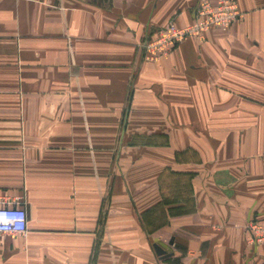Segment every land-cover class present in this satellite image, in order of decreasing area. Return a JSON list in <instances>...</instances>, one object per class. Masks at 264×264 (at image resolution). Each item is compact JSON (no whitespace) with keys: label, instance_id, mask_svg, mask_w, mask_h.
<instances>
[{"label":"crops","instance_id":"1","mask_svg":"<svg viewBox=\"0 0 264 264\" xmlns=\"http://www.w3.org/2000/svg\"><path fill=\"white\" fill-rule=\"evenodd\" d=\"M98 1L0 0V206L28 214L0 264H264V0L154 61L219 0Z\"/></svg>","mask_w":264,"mask_h":264},{"label":"built area","instance_id":"2","mask_svg":"<svg viewBox=\"0 0 264 264\" xmlns=\"http://www.w3.org/2000/svg\"><path fill=\"white\" fill-rule=\"evenodd\" d=\"M241 18L242 11L235 0H219L217 3L203 1L188 25L181 27L176 18L172 17L163 29L147 36L144 40L145 59L157 60L190 37L204 40L211 29H228ZM259 221L254 218L250 222V232L252 237H258L257 241H262L264 238L259 237L258 232L264 231V225ZM27 229L28 214L23 205L0 206V233H26Z\"/></svg>","mask_w":264,"mask_h":264},{"label":"rangeland","instance_id":"3","mask_svg":"<svg viewBox=\"0 0 264 264\" xmlns=\"http://www.w3.org/2000/svg\"><path fill=\"white\" fill-rule=\"evenodd\" d=\"M106 1V3L109 1V0H105ZM98 2H101L100 0L98 1ZM217 3V2H216ZM171 19V18H170ZM169 19V20H170ZM169 20H168V22H169ZM168 22L166 23V25L168 24ZM166 25H164L161 29H163ZM179 26H181V25H179ZM185 26V25H184ZM184 26H181V27H184ZM207 35V34H206ZM191 38H193V37H191ZM195 39H197V38H195ZM205 39H206V36H205ZM205 39H204V41H205ZM197 40H199V38L197 39ZM200 41V40H199ZM183 42H185V41H183ZM183 42H181V43H183ZM201 42H202V40H201ZM181 43H179V45L181 44ZM205 43V42H204ZM178 46V45H177ZM176 48V47H175ZM175 48H173L171 51H169L167 54H170V52H172ZM167 54H164L165 56L167 55ZM163 55V56H164ZM162 56V57H163ZM169 183L171 184V185H173V186H176V187H173V186H171V188H170V197H169V199H171L172 197H176L177 196V194L179 193V192H184L185 194H189L190 192H191V189L189 188L190 187V185H189V180H188V177H179L178 175H172L171 176V178H170V181H169ZM188 197V196H187ZM153 218H156V212H155V214H154V216H153ZM253 219H251L249 222H247V225H246V227H247V230H246V233L248 234V236L246 237V239H247V241H249L250 243H251V245H253V246H255V245H261V244H264V240H262V241H257V238H255L254 236L252 237V233L250 232V222L252 221ZM156 222V221H155ZM260 223H262L263 225H264V220H260L259 221ZM263 229V228H262ZM258 236L259 237H261V238H264V231H260V232H258ZM254 238V239H253ZM161 240V239H160ZM156 251V250H155ZM157 253V252H156ZM158 255V254H157ZM159 257H160V255H158ZM176 260H178V258L176 257L175 258Z\"/></svg>","mask_w":264,"mask_h":264},{"label":"water","instance_id":"4","mask_svg":"<svg viewBox=\"0 0 264 264\" xmlns=\"http://www.w3.org/2000/svg\"><path fill=\"white\" fill-rule=\"evenodd\" d=\"M154 248H155L157 254L160 255L161 257H166V256L170 255L167 252V250L164 247H162L160 244L155 243Z\"/></svg>","mask_w":264,"mask_h":264},{"label":"trees","instance_id":"5","mask_svg":"<svg viewBox=\"0 0 264 264\" xmlns=\"http://www.w3.org/2000/svg\"><path fill=\"white\" fill-rule=\"evenodd\" d=\"M173 213L175 214H181L187 212L186 206L184 205H176L170 208Z\"/></svg>","mask_w":264,"mask_h":264}]
</instances>
